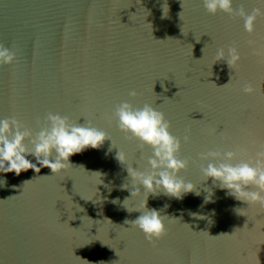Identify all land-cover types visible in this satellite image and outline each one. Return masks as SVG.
<instances>
[{"label": "water", "instance_id": "95a60500", "mask_svg": "<svg viewBox=\"0 0 264 264\" xmlns=\"http://www.w3.org/2000/svg\"><path fill=\"white\" fill-rule=\"evenodd\" d=\"M241 5L249 14L264 10V0H233L237 11ZM249 40L255 51L264 46V18L249 36L243 19L209 15L203 0H0V45L17 57L0 68V120L15 117L39 131L37 119L58 113L90 120L111 138L70 157L73 167L60 175L43 167L0 172V264H264V210L202 182L197 166L202 152L254 153L264 142V63ZM233 45L239 66L216 63L209 76L217 50L227 55ZM249 83L253 96L243 92ZM125 100L162 111L182 144L189 134L181 158L196 161L181 178L199 195L148 198L149 209L168 216V235L155 247L124 223L141 215L143 198L131 197L115 157L122 150L143 171L151 155L108 119Z\"/></svg>", "mask_w": 264, "mask_h": 264}, {"label": "clouds", "instance_id": "9594fccd", "mask_svg": "<svg viewBox=\"0 0 264 264\" xmlns=\"http://www.w3.org/2000/svg\"><path fill=\"white\" fill-rule=\"evenodd\" d=\"M203 6L212 16L223 13L233 19L237 17L243 19L244 30L249 36L255 34L258 18H264V10L261 7L253 8L249 14L243 5L238 11L234 9L233 0H203ZM182 7L184 9V6ZM162 12V18L168 16L167 3L162 5ZM248 44L264 63V46L259 51H255L256 42L249 40ZM16 60L13 51L0 45V68L5 65L12 66ZM220 62H225L232 70L237 68L242 62L238 45L228 47L227 55L224 48L217 50L209 69V76L212 75V66ZM229 85L230 83L220 88ZM243 92L253 96L257 88L250 83L245 84ZM128 95L132 100L138 97L135 90H131ZM108 119L110 122L115 121L127 140L139 142L141 153L145 148L151 149V155L147 157V167L143 171L139 170V166H129L128 156L122 150L118 151L115 158L125 167L131 179L134 189L131 191V197L143 198L140 204L143 210H136L141 215L135 220H125L124 223L129 224L130 229L140 230L148 243L155 247L158 241L168 235L165 223L168 216H162L160 211L148 208L149 196L163 194L169 198L182 200L186 194L194 192L200 194L195 184L181 178V173L187 172L190 164L196 163L190 158H181L183 144L191 143L190 135L186 134L183 137L182 144L181 139L172 134V124L165 114L149 103L137 107L127 100L122 101L116 105ZM36 125L39 131L15 117L0 120V172L15 173L19 176L23 172L32 170L39 174L43 167L50 169L53 175H60L73 167L70 157L83 153L89 148L100 149L105 141L111 140L107 132L95 127L90 120L86 119L85 124H80L58 113L49 112L44 122L37 119ZM215 131V129L210 130V134H215ZM221 139L226 143L229 137L222 134ZM29 144L31 147L28 146ZM112 147L115 148L113 144ZM255 149L252 153L246 147L237 146L234 151L217 149L200 153V163L197 166L202 173V182L212 180L217 187L226 190L229 196L247 203L250 207L264 210V142L256 144ZM28 156L35 157L36 163L27 159ZM94 174L100 177L99 173ZM27 183L28 181L25 182ZM123 187L127 189L128 185L125 184ZM141 188L144 189L143 194ZM210 200L211 196L206 197V201ZM167 207L168 205H165V208ZM127 210L129 211L128 208Z\"/></svg>", "mask_w": 264, "mask_h": 264}]
</instances>
